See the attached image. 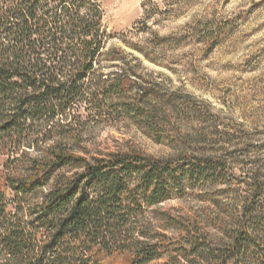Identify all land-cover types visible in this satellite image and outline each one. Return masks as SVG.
<instances>
[{
  "label": "trees",
  "instance_id": "16d2710c",
  "mask_svg": "<svg viewBox=\"0 0 264 264\" xmlns=\"http://www.w3.org/2000/svg\"><path fill=\"white\" fill-rule=\"evenodd\" d=\"M103 16L98 0H0V264H264V160L237 177L220 157L74 149L118 110L156 127L154 88L94 68L121 54L107 50ZM230 179L247 190L220 243L152 225L151 209Z\"/></svg>",
  "mask_w": 264,
  "mask_h": 264
},
{
  "label": "rangeland",
  "instance_id": "374dc122",
  "mask_svg": "<svg viewBox=\"0 0 264 264\" xmlns=\"http://www.w3.org/2000/svg\"><path fill=\"white\" fill-rule=\"evenodd\" d=\"M107 50L95 69L123 68L140 84L154 88L156 113L151 130L145 117L119 110L95 119L74 149L86 158L141 154L157 159L181 155L220 157L232 174L262 172L264 160V0H98ZM132 90L125 99L132 102ZM87 114V113H85ZM157 131L156 134L153 132ZM6 157L0 158V161ZM246 187L230 179L203 187L153 209L150 220L176 239L170 224L198 227L212 242L235 220ZM264 205V204H263ZM162 258L153 264H164Z\"/></svg>",
  "mask_w": 264,
  "mask_h": 264
}]
</instances>
